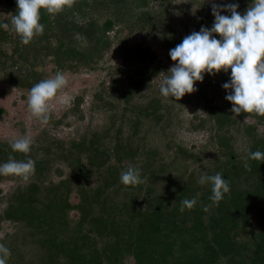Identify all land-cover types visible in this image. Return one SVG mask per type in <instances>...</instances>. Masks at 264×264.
Here are the masks:
<instances>
[{"label":"rangeland","instance_id":"1","mask_svg":"<svg viewBox=\"0 0 264 264\" xmlns=\"http://www.w3.org/2000/svg\"><path fill=\"white\" fill-rule=\"evenodd\" d=\"M213 3H236L243 15L252 0H76L51 15V26L29 45L0 28V164L10 155L35 161L28 182L0 175V244L11 252L8 264H38L49 225L59 240L58 263L67 258L64 240L85 238L93 242L88 264H138L128 221L139 208L149 214L131 226L157 217L159 235L151 239L156 251L168 247L163 264H183V256L249 264L264 235L261 205L243 218L230 193L255 197L249 154L264 141V116L230 111L222 85L231 70L205 73L197 91L179 101L160 92L175 63L169 51L202 26L211 29ZM17 12L0 0V24L10 25ZM59 38L63 52L55 48ZM57 72L68 83L42 124L28 109L29 91ZM225 113L229 122L220 124ZM25 135L33 140L30 152H14L10 143ZM129 166L140 169L144 183H121ZM216 173L230 186L218 205L212 185L198 182ZM192 198L194 208L181 212V201ZM45 216L51 223L34 235Z\"/></svg>","mask_w":264,"mask_h":264},{"label":"clouds","instance_id":"2","mask_svg":"<svg viewBox=\"0 0 264 264\" xmlns=\"http://www.w3.org/2000/svg\"><path fill=\"white\" fill-rule=\"evenodd\" d=\"M75 2L76 0H16L18 12L11 18V27L4 23L0 24V28L14 31L21 38L22 44L29 45L36 36L44 33V25L40 23L41 9L55 15L66 7H73ZM238 7L236 3H213L212 14L215 19L211 29L202 26L199 32L193 31L185 36L180 44L169 51L170 58L175 63L167 72L170 75L165 77L160 86L164 97L179 101L186 94L197 91L195 84L203 82L205 73L216 75L231 70L230 82L222 85L228 91L225 99L232 104L230 111L235 116L241 113L264 116V0H252L243 15L237 11ZM224 11L230 12V16L222 15L221 12ZM67 83L64 74L57 72L53 78L35 84L27 98L32 116L42 124H47L50 119V102ZM32 143V138L25 135L12 141L10 147L14 152L27 155ZM249 157L264 163V153L260 151L251 152ZM245 168L250 170L247 163ZM34 174L35 161L31 158L17 161L10 155L7 162L0 164V175L3 176H17L28 182ZM120 180L126 186L145 182L141 179L140 169L132 166L121 172ZM198 182L201 185H212L210 199L217 205L230 192L229 182L220 173L202 175ZM196 203V198L183 199L180 211L184 212L185 208L191 210ZM204 210L207 211V208ZM10 256V250L0 244V264H8Z\"/></svg>","mask_w":264,"mask_h":264},{"label":"trees","instance_id":"3","mask_svg":"<svg viewBox=\"0 0 264 264\" xmlns=\"http://www.w3.org/2000/svg\"><path fill=\"white\" fill-rule=\"evenodd\" d=\"M80 1V0H79ZM6 3L8 5L9 8L11 9H15L17 8V3L16 0H6ZM41 22L43 25H49L51 26L52 23V19H51V15L48 14L45 10L41 9ZM112 24V21H107V26L109 27ZM56 49H62L60 50V52H63V45H62V39L59 38L58 39V43L57 45H55ZM67 50V49H65ZM151 112H154L151 109ZM221 117V116H220ZM229 115L225 113V115L222 118V122L220 124H223L225 122H229ZM135 123H138L135 122ZM100 140V139H99ZM90 142H92V140H90ZM126 143H130V142H126ZM93 144L88 145V148H86L87 150H91L93 151L94 149ZM128 147V151H129ZM255 151H260L262 153H264V141H262L258 146L254 145L251 152H255ZM131 154V151H129ZM250 152V153H251ZM133 153V151H132ZM251 170L253 173H255V183L253 185L254 188V193H255V197H253V193H244V191L242 192H238L235 193L234 189L231 187L232 192L234 193H230V201L231 203H233V206L236 210H238L239 213H241V216H243V218L247 217V213L248 210L251 209V207L255 206V205H261L260 206V214L264 217V163H262L261 161H256V160H252L251 159ZM232 167L236 169V164H232ZM246 191V190H245ZM226 196V195H225ZM244 201V203H243ZM149 214V212H145V210L143 209H138L137 211L133 212V217L132 219L130 218L128 221L129 224V229H132L133 236L129 239L132 240L131 242H129L131 244V246H133V251H134V256L136 257L138 264H163L166 263V259L163 257V254H165L164 251H166V249L168 247H163L164 249L162 251H156V247L153 240L151 239L153 235V233H157L159 229V225L157 224V217H147V218H143L141 220L140 223H138V225L133 227L131 226V222L135 219H138V217H142V216H147ZM43 217V216H42ZM41 217V223L36 227V231L32 232L34 235L38 234L39 229L43 226L46 225L47 222L51 223L52 222V217L49 214V217L51 218L50 221L45 220L46 216L44 218ZM55 218L53 217V222H54ZM110 221V225H111ZM43 224V225H42ZM112 227V226H111ZM47 229H51L52 231H50V233H43L41 236L42 238V242H43V246H44V256L41 258V260L39 261L38 264H88V256L90 255V253L93 252V248H92V244L93 242H90V240L87 239V242L85 240V238H79L82 239L80 240V242H77L78 239H68V240H64V244L67 247V251L66 253V259L64 262L62 263H58L56 262L57 259V243H58V239H57V235L55 233V231L53 230V227H51V225H49L48 227H46ZM110 229V228H109ZM110 232V230H109ZM56 235V236H55ZM157 235H159V233H157ZM73 236V235H72ZM120 237V235H118ZM154 236V235H153ZM157 239V238H155ZM154 239V240H155ZM158 241V240H157ZM218 244V243H217ZM70 245V246H68ZM92 245V246H91ZM90 247L92 249H90ZM212 247V245H211ZM221 247V245H220ZM214 248V245L213 247ZM257 251H255L254 256L250 257V261L249 264H264V235L261 236L260 239V243L257 246ZM220 251L222 253L225 254L224 250ZM96 256H98V254H96ZM159 256V257H158ZM156 257L158 259H156ZM184 260L182 261L183 264H211L207 259L202 258L201 260H195L194 258H192L191 256L189 258H186V256H183ZM186 258V259H185ZM177 261H181V257H179V259H176ZM241 263H243V259H240Z\"/></svg>","mask_w":264,"mask_h":264}]
</instances>
